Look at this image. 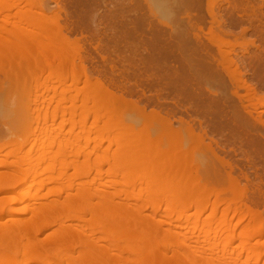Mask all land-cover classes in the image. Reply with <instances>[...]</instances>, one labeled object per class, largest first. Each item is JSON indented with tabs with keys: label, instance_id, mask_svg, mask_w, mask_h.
Masks as SVG:
<instances>
[{
	"label": "rangeland",
	"instance_id": "rangeland-1",
	"mask_svg": "<svg viewBox=\"0 0 264 264\" xmlns=\"http://www.w3.org/2000/svg\"><path fill=\"white\" fill-rule=\"evenodd\" d=\"M3 1L4 0H0V7H1V5L4 6L6 4V5H8V8H11V10H7L6 9L7 7H5V9H4L5 11L4 10L0 11L1 12L0 13V27H1L0 28V43L4 39L6 41L7 40L6 38H9L11 35L10 40L12 39L11 42L12 43L14 42V44L16 43L15 44L16 46L14 47V44H12V47H8L4 43L0 44V52H1V50H2V52L4 50L8 55V56L5 55L4 54L5 52L0 53V152L2 150V152L0 154V163L3 161V163L6 162L8 165V166H6V164H5V166L0 167V173H1L0 177L2 179V177H5L6 176L5 174H7V173H9L10 175L14 174L15 176L13 175V177H10L12 179L8 178L10 180V183H8L9 185H7V186L3 185V187L2 186L0 187V197L1 196L2 197L6 196V197H10V198L12 197V198H15L16 201L14 203L11 202L9 204L5 203L7 205V206L4 205L5 208L2 207V204L4 201H1L2 204L0 203V220L3 222V220H4L3 218H5V217H9L12 220L13 219H15V220H13L12 222H6L5 224L0 223V225L16 226V225L23 224V225H26L31 230V233L28 229V231H29L28 233H30V236L22 234L21 235V241L18 244H13L12 246H10L9 252H7L5 254L0 253V264H47V263L49 264L51 261L53 262V260H55L57 262V263L54 262L53 264H76V263L77 264H83V263L85 264V262H83V260H87V259L90 260L91 258H94V257H92L93 255H95V257L97 258V263H99V264H124L121 262H125V264H140L139 263L140 259H143L142 261L146 260L145 262H147V260L150 262V260L153 259L154 256L155 257L159 256L156 258V260H158V261L160 259V256H163V257L165 256V258H167L169 260L172 258L174 260L177 256H178V258H176V259H179V258L184 259V258H186L187 253H189L191 249H195L194 251H197V252L201 251L202 253L199 252L198 255L201 254L200 256H203L205 254L207 256L206 257L204 255L205 259L206 258L208 259V256L210 257L209 261H207L205 264H219V261L221 258L220 255L222 254L219 251L223 252L225 247H227L229 250L228 256L232 255V256H230L231 259L227 258L230 260L231 263H232V260L234 259L233 261L237 262V264H243L249 260H250L249 261L250 264H255V261H257L259 259V264H264V229L262 230L263 231L262 232L258 228V230L261 232L260 233L257 232L258 230L256 229L255 222L253 220L254 212L259 211L260 213H262L264 215V213H263L264 212V208H263L264 207V183H263L264 182V134H263L264 133V127H263L264 126L263 125L264 124V121H263L264 120V106H262L264 103L263 99H262V98H264V93H263L264 92V79H262V78H264V70H262V68H261V67H263V69H264V7L261 6L263 9L258 8L260 6V3L264 2V0H255V2H254V0L252 1L253 4L259 5L257 8H256V6H254L255 8H253L254 11H255V9L257 11V9H258L257 12H254L253 10L250 11L249 10V8L251 9L250 6L245 7V11H242L244 9L241 8L240 11L242 13H240V14L245 15L244 18L239 19L238 16L234 15L237 19H239V20L242 19L241 23L239 20H238L239 21L238 22L237 20H235V17H233L232 20H234V21L230 24L228 22H231L230 19L232 18V15H231V13H228V11L231 8L228 6V4L226 2H224V3L221 2L222 6H223V7H221L223 10V15L224 14L226 15V16L224 15L225 16L224 18L227 17L226 19H228L229 14L231 15L228 22H227L229 25V26H227V28L229 27L228 29L233 30L234 33H236L235 34L236 37L238 39H240V40H238L236 37L234 39L232 37H228V40L231 39V42L233 44H236L235 46L238 45L236 48L233 49V50L236 49V51L232 52V58L236 59V61L238 63L237 67L242 64V66H240L242 68L236 67V70L239 72V74H242V72L244 74L243 77H245V78L242 77L243 83H241V85H240V86H242V88L243 87L244 88L243 89L241 88L239 93L242 97L244 95H246L243 97L244 103L242 104V102H240L236 96L234 97V95H235L234 93H237V90H236V88L234 89L233 84L230 83L231 80L227 77L228 76L227 74L225 75V73H222L219 76L217 75L216 77L214 75H211V74H209L210 76L206 74L207 75V76H205L206 78H203V79H207L208 82H207V80H203V81L201 80L203 84H205L204 81L207 82L206 83L207 85L206 84L203 85L204 86L203 88L201 86L202 92L206 90L204 93V95H205L204 97H206V93L208 91H209L208 93H211V95H212V96H210L207 93V95L209 96V97L208 96L207 97L210 99H211V97L213 99V96H215V94L220 93L219 95L217 94L218 97L216 96L217 97L216 99H218L219 96H221L219 98L220 100L215 99V101H218L217 103H219L220 105L222 104V102L225 104V106L221 105L222 107L224 106L222 110L219 108V106L217 104H216L217 106L212 105L214 103V100L211 103L212 99L210 100L208 98H205L206 100L204 99V101L209 100L207 103H205L202 100V98H204L203 96H200L202 101L200 100L199 97H196V100L204 102L203 105L206 104V106H204V107H206V109L208 107H210L207 110H205V108L203 107L201 102L200 103L197 101L195 102L194 98L193 99L190 98V97L195 96L194 95L195 93H192L193 96L189 95L191 90L192 89L195 90L196 88H199L198 87L199 86L198 85L199 80L198 79L196 80L195 77H194V79L197 81L196 84L198 85L195 88H193L194 87L193 85L195 84L194 80H193V82H194L193 85H190L192 83L191 79H193V77H191L190 78L191 81L188 80V82L185 81L186 80L185 75H184L185 80L183 79L186 82V83H184V85L189 84L192 89L189 88V86H187L189 88L188 89L187 87H185L186 85L183 86V84L181 83V82H183V80H181V79L183 78V74H184L181 71V68H183V69H184V67L188 68L187 64H183L184 59H185V57H188V56H190V58L191 57L194 58L195 54L193 52H195L196 47H197L196 44L193 43V41L191 39L192 34L188 35L189 33L186 32L189 30V28H188L189 25H187L185 22V24L187 25L186 26L184 24V22L179 21L182 18H183L182 20H185V21L188 20L187 14L183 16V13H182V12L186 13L187 9H184L186 11H182L179 14V15L182 14V17H180V16L177 17L178 20L177 19L176 20L179 21V23L180 22L182 23V24L180 23L182 25V27H181V25L179 26V28L177 27L179 29L178 30V29H176V26H174L176 31L173 28L172 29L175 32H173L171 30L170 25H168V26L163 25V24L160 25L159 20L157 19V16L156 15L154 16V14L152 13V10L157 11L158 9H162V8H166V7L168 9L169 8L173 9L176 6V4H174V2L171 0L167 1L166 4L164 3L162 5L160 3H158L160 0H5L6 2H3ZM8 2H9V4H7ZM21 2H22V4H21ZM157 3H158V6H157ZM11 4L13 6H11ZM14 4L15 5L17 4V6H14ZM262 5H264V3ZM9 6H11V7H9ZM204 6H205V4H204ZM227 7H229V8H227ZM1 8H4V7H1ZM1 8H0V10H2ZM189 8L190 7H188V10H190ZM260 9L262 10V12ZM204 10L203 11L206 14L203 12V15L205 14L207 16L206 9H204ZM37 12H39L40 14ZM191 12H194V10L193 11L191 10ZM226 12H227V14H226ZM229 12H231V10ZM247 12H249V14ZM28 13L30 14V16ZM149 14H152V15H149ZM188 14L191 15L192 13H190V11H189ZM193 14H196V12H194ZM254 14H255V16H253V18L255 17L256 19L252 20L253 18H250V17ZM256 14H258V15H256ZM248 15H249V17H248ZM185 16H187V20H186ZM19 17H21V18H19ZM179 17L181 19H179ZM257 18H259V20ZM6 19L8 20V22ZM47 19H48V21H47ZM52 19H54L53 20L54 23L51 21ZM245 19H247V20H245ZM208 20H209V18H208ZM248 20H249V23H248ZM6 23H8V24H6ZM37 23H38V25H37ZM15 24H17V25H15ZM46 25L47 26L49 25L50 27H57V28L60 27L62 29L61 30L62 31L61 36H59V37L57 36V38H53L51 36H48L50 34H48V33L46 34L44 32V30L39 28V26L45 27ZM156 25H157V27H156ZM13 26H14V28H13ZM15 26H17V28ZM164 26H166V27H164ZM171 26L173 27V25H171ZM194 26L196 28L190 27L189 32H192L191 30L194 28L196 30H198V28H199V27H197L198 25L194 24ZM64 27H66V28H64ZM159 27H160L159 30L160 31L162 30L161 32H163L164 30L166 31V33L164 31L163 34L164 35L167 34V36L161 35L162 37H165V38L167 37V40L164 38L166 42L164 41V39H162L161 36H159L160 38H157L158 40L156 38H154V39H156L155 40L156 42H154L153 41L154 39H152V37H157L155 35V33H156V31H159L158 30ZM186 27H187V29H186ZM232 27H233V29H232ZM246 27H249V28H246ZM153 28H156L157 30L156 29L152 30ZM244 29H246L244 31L245 34L242 32ZM169 30H171L172 32ZM151 31H153V32H151ZM154 31H155V33H154ZM178 31H180L179 35L181 34V36L178 37V38H180L179 40L174 38L175 37L174 35H177ZM184 31H185V33H184ZM169 32L171 34H169ZM257 33L259 35H257ZM7 34H9V35H7ZM168 34H169V36H168ZM185 34H187V36ZM66 35H67V37H66ZM182 35L183 36L185 35V37L183 38ZM171 36H173V37H171ZM149 37H151V39H149ZM187 37H189L190 40L192 41V42L190 41L191 46H188L189 45V41H188L189 38H187ZM168 38H170V39L173 38V39H171V40H173V43H174V39H176V41L174 43V44H176V46H178L177 44H179L180 46L182 45L183 47H184V45H185V47L187 46L186 48L189 47L185 51L187 53H185V52H184L185 54L183 53V55H186L183 57V59H182L181 53H179V51H177L178 49L176 51H174V48H176V47L174 46V44L171 42L170 39H169L170 41L168 40ZM29 39L32 40V43ZM185 39H187V40H185ZM235 39H236V41H235ZM53 41H55V42H53ZM178 41H179V43H177ZM38 42H40V43L38 44ZM150 42L152 43L153 46H150V44H151ZM185 42H188V43H185ZM67 43H69V44H67ZM253 43H255V44H253ZM46 44H48V45H46ZM96 44L99 45V47L101 48V49L99 48L98 51H97V49L94 48V45H96ZM162 44H165V45L163 46ZM186 44H188V45H186ZM28 45L30 46V48L27 49V47H29ZM31 45H32V47H31ZM39 45H41L42 47L44 46V47L42 48ZM56 45L58 47H56ZM61 45H62V47H61ZM155 45H157V46H155ZM194 45H195V47H194L195 50L193 49ZM54 46L56 49L58 48L57 50L59 52L56 49H53ZM255 46H257L258 48ZM17 48L18 49L20 48V49L18 50ZM62 48H63L62 51L64 53L67 52V49L69 50L67 52V54L68 53L70 54L72 52V54H70V55H73L77 51H78V53H80V55L76 53L77 54L75 56L76 58L73 57L74 61L73 60H72L73 62L71 61L72 65L70 64V62L69 63L67 62L68 63L67 64L64 61H62V62L58 61L57 60L58 57H56V56L53 57L54 52H55V54L59 53V55H60ZM152 48H153V50H152ZM30 49L31 50L33 49V50L31 51ZM46 49L48 52H50L52 50L53 53H49V54L47 53V56H46V53H45L46 51L44 53L42 52ZM154 49L155 50L157 49V50L155 51ZM26 50L28 53H26ZM187 50L189 51V53ZM190 50L192 52H190ZM31 52H32V55H31ZM177 52L181 56H178L179 54L177 55L176 54ZM38 53L39 54L40 53L45 54V57L42 58V61H44V63L51 64L50 67L47 64H46V67L44 66V68L40 67V65L38 66V64H40L39 62H41V64H43L41 59H40L41 57L40 58L38 57L39 60L36 59L37 58L36 56ZM159 53H161V54H159ZM233 53H235L236 55L235 54L233 55ZM39 54H38V56H39ZM100 54H103L104 56L103 55L101 56ZM187 54H189V55L187 56ZM61 55L63 56V53ZM150 55H151L152 59H151ZM261 55H263V56H261ZM25 56H26V58H28V56H33V59L31 57L30 58L32 59L31 61L32 62L34 61V62L33 63L31 62L27 66V63L24 62V60L26 61V59L24 58ZM50 56L52 57V60H54V62L51 61ZM233 56H236V57H233ZM179 57L181 58V61H183L182 64L185 66H183V65H182L183 67L180 66L179 63H181V62H180ZM22 58L24 59L23 62H22ZM44 58L46 61H47L46 58H48L49 59L48 62H46L44 60ZM193 58L189 59V57H188V58H186V60H188V59L192 60ZM1 60L3 62H1ZM12 61L14 64L11 63ZM27 61H29V60H27ZM142 61H144V62H142ZM254 61H256L258 63L256 64V63H254ZM19 62L20 63L22 62L23 63L22 65H24V67L21 66V64ZM49 62H51V63H49ZM59 62L62 64L65 63L64 66L58 65V64H60ZM244 62H245V64H244ZM134 63H135V65H134ZM143 63H145V65ZM175 63H176V65H175ZM246 63H247V65H246ZM6 64L8 65V67ZM66 64H67V70L65 68L64 71H66V72H64L62 70V68L66 67ZM82 64L87 69L86 71H83ZM1 65H3V66H1ZM18 65L20 67H22V69ZM111 66H113V68ZM144 66L146 67L145 68L146 70L144 69ZM248 66H249V69H248ZM10 67H11V69H13V72H11L12 70L10 69ZM26 67H27V69H26ZM71 67L74 68L75 70H73ZM7 68L10 70H8ZM6 69L8 71H6ZM14 69L16 71H14ZM18 69H19V73H18ZM24 69H26V70H24ZM44 69H46V70L44 72H42L41 70H44ZM55 69H56V72H54ZM140 69H142L143 71ZM256 69H259V70H256ZM191 70L192 69H190V71H189L187 69V70H185V71L183 70V71L186 73L187 71L192 72ZM21 71L26 77L21 73ZM73 71L76 75L73 73ZM193 72L191 74L189 73L190 74L189 76H192ZM234 72H235V68L233 69L232 73H234ZM6 73H8L9 76ZM62 73H64L65 75ZM66 73H67V75H66ZM175 73H177V74H175ZM181 73H182V77H181ZM188 73H186V74H188ZM257 73H258V75H257ZM19 74H21V76H19ZM86 74H88V75H86ZM71 75L74 76V78ZM85 75L87 77L90 76L91 80H94V82L95 81L96 82L102 81L104 83H108V84L112 85L111 89H113L112 91L115 93V95H113L114 93L112 94L113 95V101H114L112 103V105L115 106L114 108L112 107L111 102H110L112 99V96L111 97L109 96V98H111V99L106 98V97H108V95L103 91L101 92V90L100 91L98 90L99 93L101 92V96H100V94L98 95L97 103H95L96 101H94V99L92 100L91 97L90 98L85 97V95H86L85 92L87 90L90 92L94 89V88L91 89V87H90L89 88L90 90H89L87 88L89 86H87L88 84L86 83V79H85L87 77H85ZM174 75H176V76H174ZM261 75H262V77H261ZM64 76H67L68 78L64 77ZM164 76H166L165 77L166 82H165ZM179 76L181 77V79L179 78ZM193 76H194V74H193ZM176 77L179 78L181 80V82ZM97 78L98 79L100 78V79L98 80ZM170 78H172V79H170ZM173 78H174V81L176 79V82L177 81L178 82L174 83ZM17 79L21 80V81H18ZM187 79H189V78H187ZM228 79L230 80V82L228 81ZM261 79H262V81H261ZM64 80H65V82H64ZM222 81L224 82V84H227V83H225L226 81L230 83V84L229 83L227 84V85H229L228 87H227V85H225L226 89L224 88V86L221 87V85H223ZM53 82L56 84H54ZM245 82L247 83L246 85H244ZM120 83H121V85L119 87ZM167 83L170 86H168ZM173 83L177 84V87L179 86L178 83H180V84H182V87L180 86L181 88L180 87L177 88ZM220 83H222V84H220ZM196 84H195V86H196ZM137 85H138V87H137ZM115 86H117V87H115ZM251 86H254V87L251 88ZM245 87H247L248 90L251 88L250 93L252 95L251 94L247 95V93H249V92H248L247 88H245ZM186 88L188 89V91L190 90V92L184 91V89L186 90ZM204 88H205V90H204ZM54 89L57 91L56 93L54 91H52ZM114 89H116V90H114ZM121 89H122V91H121ZM176 89L177 90L182 89L185 94L182 92L183 93V95H182V93L179 91L177 92ZM228 89H230V90H228ZM252 89H254V91H251ZM256 89L258 90V92ZM115 91H118V92H115ZM195 91H197V90H195ZM195 91H193V92H195ZM62 92L66 93V94H63ZM104 93H105L106 97L104 96ZM158 93L160 96L159 95L157 96ZM253 93L255 95L256 94L257 95L253 96L254 95ZM120 94L122 97L120 96L121 97V99H120V97L118 96V100H117L116 95H120ZM232 94H234V95L232 96ZM185 95H187L186 98L183 97ZM222 95H224L226 97L223 98ZM228 95H229V97H227ZM70 96L76 97V98L71 97L74 101H72ZM261 96H263V97H261ZM145 98H146V100H145ZM164 98H166V99H164ZM174 98L175 99L177 98V99L175 100ZM251 98H252V100H251ZM253 98H254V100H253ZM256 98H258L259 100H256ZM114 99H116V100H114ZM188 99L190 101L192 99V101L194 103L192 101L190 102ZM245 99H246V101H245ZM120 100H121V102H120ZM153 101H155V102L153 103ZM226 101H228V102H226ZM108 102H109L108 107H112L113 109H115V111L110 112V110H109L110 108H107L110 112L109 115H107L108 110H106V111L101 110V108L102 107L104 108L105 104ZM180 102L184 105H182ZM247 102L251 103V104H248ZM196 103H199L198 104L199 106H197ZM96 104H97V106L100 104H101V106L102 105L103 106L102 107L98 106V107H100V108H98L96 106ZM192 104H193V106H192ZM208 104H209V106H208ZM245 104H247V105H245ZM57 105H58V107H57ZM200 105H201V108L202 107L204 108V110H202L203 109L202 108L201 111H206L208 113L207 115L209 117L205 114L206 112H203L204 115H206L205 117L203 114L199 115L200 114L199 113L200 112ZM228 105L230 106V108H228L229 107ZM251 105H253V107ZM176 106H179V107H176ZM211 106H213V107H211ZM245 106H247L248 108ZM96 107H97V110H96ZM143 107H145V108H143ZM156 107H158L157 110L154 109ZM193 107H195V108L199 107V109H198L199 111L197 112L196 116L198 117V115H199V117L203 119V120L200 119L203 121V127L208 128V133H209L210 137H213L212 141L214 140L213 142L217 145V147H216V145L214 143H212L211 146L213 147V149H211V150H213L214 152H217V155L220 154L219 156L221 158H223V159L225 158L226 161L230 162V166L231 167L233 166L232 168L235 171L232 173V175L236 176V177H233V179L236 178L237 181L239 180L237 183L240 186L238 184L237 185L239 186V188L245 189V191L240 189V192L242 191L240 193V196L242 197V195H241L242 193H244L243 196H245L241 200H239V199L234 200L233 195H231V197H229L230 195H228L226 197L232 199V201H229L230 199L229 200L226 199V197L224 195L220 194V196H219V194H217L218 197L220 198L219 199L218 197L216 198V196H217L216 193H214L212 195L208 194V196H207V193H200L204 196H202V195L200 196V194H198V193L197 194L193 193V195L189 194L186 196L185 195L181 196V194H178L175 190H172V189H174V187L178 186L176 184L181 181V180H179V178L180 179L182 178L181 175L183 172H181V175L179 174L180 177L177 175L178 179H175L176 174H174V176H175L174 178L171 177V175L173 173L170 175L171 169H173V167L171 169H169L170 172L168 170L169 166L171 167V165H169L168 168H167V165H166V167L163 166L167 170L165 168H163L162 166H160V168L162 167L163 169L161 168V170L159 172V168H158L159 165L156 167V165L153 164L154 162H157L158 160H162L161 159L162 156L160 157L161 151L163 149H165L164 151L166 152V150L168 148L166 145V143H167L166 140L169 138L168 137L169 134L167 131L168 127L166 125L170 124L169 120L172 119L170 121H172L171 123H173V125L175 126V127L172 126V130H173V128H175L174 134H176V133L179 134L181 132L179 135L182 136L183 140H184V147H183L185 149L184 151L185 152L187 151V153H188L190 150V152L188 154L190 155V157L192 155H194L193 157H194V160L196 161V164L199 163V162L197 163V160H196V159H198V161H200V163H202V164H198V165H201V167H203V168L206 167V165L214 164L215 163L214 161H216V164L218 165V162H217L216 158L214 157L215 156L214 152L211 151L214 155L213 156L211 154V152H209V150L207 151V149H210V148H207L204 144H201V147H200V144H199L200 141L196 137L195 138L189 137L190 134L188 132L185 134L187 127L185 125H184L185 127L183 125L180 126V124L178 122H175L177 120L179 121V119H181L180 117L185 119V117L187 116L189 118V115H187V114H189V112H190V119H188L187 117H186V119L189 120L190 122L195 121L194 124L196 123V125L198 124L197 126H199V121H198V119H195L196 116L194 115V113L196 114V112L192 111ZM214 107L220 109L219 111H223V110L226 111L227 110L226 112H227V114H229L228 116L226 115V117H229V118H226L227 122L225 120V114H224L226 112L223 111L224 113L222 116L221 115L222 113H220L218 111V109L215 111ZM232 107H234V108H232ZM56 108L58 110H56ZM152 108H153V114L151 112L152 115H150L149 110L151 109V111H152ZM159 108H160V110H159ZM174 108L176 109V112H175ZM195 108H193V110L196 111ZM250 108H252L253 110ZM117 109H118V113H117ZM169 109L171 110L172 113H170ZM213 109H214V111H212ZM154 110L159 111L160 116L164 113L162 115L163 117L159 118V115H157L158 112H156L157 113L156 114V113H154ZM190 110L192 111V113ZM161 111H162V113H161ZM228 111H229V113H228ZM242 111H244V112H242ZM27 112L30 113L29 117L27 115L28 114ZM112 112H115V114L112 115ZM233 112H234V115L236 116V120H239L240 117L242 118V116L245 115V116H243L242 122H241V119L239 120L240 123L244 122V124H245L244 126H242L240 124L242 126L241 127L239 125L241 128L238 126L239 123L237 124V126L239 128L236 126V121L233 120L235 118H233V117L231 118V115L233 114ZM237 112H239V113H237ZM250 112H252L251 115H250ZM254 112H256V113H254ZM258 112H259V114H258ZM260 112H262V116L260 115L261 114ZM97 113H98V115H97ZM105 113H107V114H105ZM165 113H167V114H165ZM218 113H220V115ZM245 113L248 115H246ZM168 114H170L171 116H169ZM209 114H211L213 117L210 116ZM213 114H216V116H214ZM104 115H105V117H104ZM106 115L108 116V118ZM164 115L166 118L164 117ZM172 115H174V116H172ZM47 116H48V120L44 121ZM55 116H56V119H53V120H55V122H53L51 118H55ZM109 116L111 118H109ZM192 116H195V117L192 118ZM237 116H239V117H237ZM43 117H44V119H43ZM113 117H114V121H113ZM259 117H261V120L259 119ZM248 118H252V119L254 118L255 121L254 120L252 121V119H251L252 122H250V120ZM110 119L114 123L112 121L111 122L108 121ZM229 119H232V121H234V123L232 121L231 122L234 124L235 128L236 127L238 128V129L236 128V130L238 132L240 129L239 133L237 131H236L237 134L233 133V131L235 132V130H234L235 128H232V125H231V127L229 125L230 128L228 127L230 130L227 129L226 127H225L226 130L221 129L223 127L220 128L219 126L222 124H217L219 126L215 128V126H216L215 124L218 122L220 123L222 120H224L226 122V123H224L226 125L228 123H231ZM244 119H247L249 121H247V120L244 121ZM196 120L198 122H196ZM117 121H118V123H117ZM162 121H165V122H162ZM212 121H214V122H212ZM239 121H237V122H239ZM108 122L110 125L108 124ZM209 122L211 123V125ZM213 123H215V124L212 126ZM248 124H251V125H248ZM252 125H253V127H252ZM165 127H167V129ZM177 127L179 129L176 130ZM210 127L212 128V130ZM248 127H249V132H248ZM250 127H252L253 129ZM31 128H33L32 131L34 130V133L30 135L31 136V138H30L29 136H27L29 134L26 135V133H28L27 130H29V129L31 131ZM214 128L215 129L218 128V129L213 130ZM241 129H243V132L245 131V129H246V131L243 133V132H241L242 131ZM252 130L254 132H252ZM131 131H132V133H131ZM214 131H216V132H214ZM255 131H256V133H255ZM170 132L172 133L173 131H170ZM136 133H138V135H136ZM158 133L161 134V136H163V134H165L163 136L164 137L163 141L164 142L166 141V143H164L163 141L162 142L166 146H164L162 148V150L159 152V154H160L159 156H157V157L155 156V159H154V155H156V154L155 153L152 154L151 159H150L151 164L149 163L148 165H144L142 167H139V166L137 167V165L132 163L134 161H131V163H130V161H129V163L127 161L124 162V160H123L124 155H122L123 154L122 151H124V153H126L127 148L131 149V146L130 147H127V146H129V144L131 143L130 141H133L131 139H135V140L137 139L135 136H133L134 134L136 136H138V138H139L140 134H141L140 136H142V138L147 134L149 139H151L154 135L159 136ZM171 133H170V135H171L170 137L172 139H174L172 137L173 134H171ZM231 133H232V135H231ZM147 135H146V137H147ZM149 135L151 136V138ZM179 135H177V136L173 135V136H176L177 138L176 137L175 138L179 140V138H178V137H180ZM186 135L189 137V139ZM132 136L135 138H133ZM165 136H167V137H165ZM154 137L152 139L157 138V137H155V138ZM76 138L78 140H81L80 141L81 143H77L79 148L78 147L76 148V146H75L76 142L73 141V140H77ZM147 138H145V139H147ZM191 138L193 139L194 142L193 141L191 142V140H192ZM176 139L170 141V138H169L168 140L170 142H172V141L174 142V141H176ZM70 140L73 141L75 144L73 146L72 153L70 151V153H69L70 155L68 154V156L65 157L63 153L59 152V151H61V149H59V147L61 145L67 144L66 142L70 141ZM139 140L140 139H138V141L136 140L137 144H138V142L143 141V140H141V141H139ZM206 140L208 141V142H206V144L211 142V141H209L208 138ZM169 141H168V146H169L168 149H171L175 145H172L173 142L170 143ZM57 142H58V144H57ZM63 142H64V144H63ZM134 142H132V143H134ZM125 143H127V144L124 145ZM136 143H134V144H136ZM170 144H171V146H170ZM80 146L82 148H80ZM49 147L53 148V149H50ZM124 147H125V149H124ZM220 147H221V149H219ZM17 149H19L18 153H17ZM186 149H188V150H186ZM204 151H206V152H204ZM61 152H64V151H61ZM165 152H164V155L169 151H167L166 153ZM14 153H16V154H14ZM64 153H67V151H65ZM156 153L158 155V152H156ZM10 154H11V156H10ZM188 154L185 153V155L189 156ZM121 155H122V158H121ZM86 156L88 157L87 159H86ZM184 157L182 158L184 160H181L182 162L183 161L185 162L186 161L185 159H187V160L189 159V157H187V158L186 157L184 158ZM164 158H167L169 160L172 159L171 156H170L171 159L169 157H164ZM181 161H180V164H181ZM210 161H211V163H210ZM180 164H177L178 167L180 166ZM227 164H229V163H227ZM174 165H176V164H174ZM174 165H172V166H174ZM177 165L174 167L178 168ZM185 165L187 167H185ZM195 166L196 165H194V167H188L187 162L184 165L182 164V169L185 168L187 170V168H189L188 169L189 172H187V173L184 172L185 175L187 174L183 178L184 183H186V182L188 183V179L191 180V179H194L196 177L195 176L196 172L194 174V172L192 171V170H195L194 169ZM212 166H210V167H212ZM8 167H10V169ZM135 167L137 169V170L136 169L135 170L138 172V174L135 173V170H134ZM229 167H227V169ZM96 168H97V171H96ZM122 168H123V170H122ZM154 168H156V169L158 168L157 169L158 171H156V169H154ZM190 168H193V169L190 170ZM100 169L103 171H100ZM127 169L130 170L127 172H131L133 170L134 173L131 172V174H132V176L134 174L135 175L133 177L131 175L128 176L129 174L124 175V174H126L124 172H126ZM185 169L181 170V171H186ZM227 169H226V171H224L222 169V173L224 172L226 174ZM119 170L121 172L124 171L123 174L119 173L120 172ZM4 171H5V173L3 174ZM116 171L117 172L119 171V172L117 173ZM191 171L193 174L192 177H190L192 175ZM95 172H98V174ZM172 172H173V170H172ZM115 173H117V174H115ZM165 173L169 176H167ZM224 175H223V177L225 178L226 175L225 176ZM124 179H126V180H124ZM127 180H128V183L130 182V180H131V182L133 180V183L135 182L134 184H136V186L126 185ZM12 181H14V182H12ZM122 181L124 182V184H122V185H118V184L116 185V183H115V182H122ZM183 181H181L182 183H179V185H182ZM260 181L262 183L258 184ZM226 182H227V177H226ZM84 183L93 184V187H92L93 189L92 188L91 189L94 190V192H97L98 190H103L105 192L108 191L111 193V191H112V193L118 194L123 199H125V198L127 199L130 197L134 198V199L141 198L140 202H129L128 199L125 200V202L123 201L124 203L117 202V204H115L116 207L114 205L109 204V209L111 210V214L116 215L118 207H121L123 204H126L127 202H128V204H132L134 206L133 208H134L135 213H133L134 216L130 217L129 219L132 222V226H134V227L137 224H138L137 227L139 225H141V224H139L142 222L141 220H143L145 222L146 220L148 221L149 219L150 220L153 219V221H150L152 223L150 225L151 226L154 225V226L151 227L149 225V226H146L145 228L148 229L150 227L151 228L156 227L152 230V231L155 230V232H154L155 236L153 235L154 236V238H153L152 236H150L151 233L149 234L150 237H148L149 241H147L148 245L146 246V248H145L146 243H144V245L142 244L143 249H142V247H141V249L139 248L140 246L138 244H140V243H137V242H142V241H139L138 239H134V240L129 239L130 240V241L128 240L129 242L127 240H125V241H127L126 243L124 241L120 244H117V246H115L113 244L115 247H112V245L110 244L111 242L108 239L107 240L109 243L107 241L103 242V240H106L105 222H103L102 224H95L92 221L90 211L88 209H86L85 207L82 208L79 212L74 213L73 216L71 217V219H68V217L66 218L67 215L66 216L64 215L63 216L64 219L62 218V219H59L55 222L50 220L49 215H52V207L60 209V211L62 213L66 212L65 211L66 208H64L65 207L64 204H66L68 198L71 195H75V194L79 193V191L81 189L80 186H82ZM167 185H170V187L172 186V188L168 187ZM212 185L213 184H209V187ZM90 186H92V185H90ZM125 186H127V187H125ZM216 186H212V187H216ZM238 191H239V189H238ZM228 193H229V191H228ZM179 195H180V197H182V199L179 197ZM195 196H197V197H195ZM222 196L225 198L221 199ZM178 198H180V199H178ZM208 198H210V199H208ZM192 200H194V202ZM223 200H225V201H223ZM258 200H260V201H258ZM187 201H189V202H187ZM5 202H6V200H5ZM96 202H98V201H96ZM258 202H259V204H258ZM196 203H201V204L197 205ZM215 203H216V205H215ZM173 206L174 207L178 206V207H176L177 210H184V212H185L184 216L185 217H182L180 219L178 217V213L173 212V210H174ZM199 206L201 208L200 212L198 210ZM205 207H206V210L204 211ZM1 208H4V209H1ZM157 209H158V211H157ZM38 211H41V214H39L40 217H37ZM174 211H176V210H174ZM251 212H253L252 216H251ZM214 213H215V215H214ZM225 214L227 217L225 216ZM212 215L217 216V219L215 217H212ZM44 216H46V217H44ZM186 217H187V219H186ZM78 218H82V219L87 218V221L86 222L85 221L79 222ZM223 218H225L227 222H231L230 223L231 228L223 227V226L220 227V225H222V221L225 220ZM132 219H134V220H132ZM197 219H199V220L197 221ZM221 219H223V220H221ZM211 220H213V221L211 222ZM137 221H139V223H137ZM147 221L143 224L148 225ZM161 221L164 222V225H163V223H161ZM207 222L211 223V227H212L211 228L212 233L208 239L206 237H203V239H202L203 235H200V237L197 239V236L199 235V233L196 234V237H193L194 238L193 240H192V237L187 236V234L189 235L193 231L194 228L199 227V230H203V228L208 227ZM35 223L42 224V229L40 230L39 234L37 235L38 240H42L43 238H45L46 235L54 236V235L58 234L59 231L63 230L65 227H69L71 229L77 228V226H79V224L82 223L83 226L85 227L84 230L87 234L96 233V236L93 237V239H94V242L97 243V250L93 251L94 254H92L91 252H87L88 254H86V252H85V254H84V252L80 246L78 247V245H77V247H76V244H78V243L75 241H74L75 242L74 243V242H72V240H70V241L68 240L67 241L68 245L63 249L55 248L51 244H48L49 242L47 241L46 243L48 244V247L46 246L45 252L43 254L44 256L45 255H47V256L46 257H39L36 259V258H34L36 255V252L30 247V245H29L30 239L28 238V237H30V238L33 237L31 227H32V224L34 225ZM197 224H198V226H197ZM192 225L193 226L196 225V226L193 227ZM160 227L164 228V230L169 229L166 233H168L170 235H171V232H170L171 230L175 233L176 232H178V233H176L177 235L173 234V236H170V237H172L171 239H169V236H168V238L166 237L163 239L162 235L159 234L158 232H156ZM161 228H160V230H161ZM179 234H180V236H179ZM184 234H185V236H184ZM159 235H161V236H159ZM108 236L110 238L112 237L111 235H108ZM253 237H254V239H253ZM198 240H199V243H197ZM204 241H205V243H204ZM244 242L248 243L247 246ZM136 244L138 247L136 246ZM132 245L139 248L140 251H143L140 254L141 258L140 257L138 259L135 258V257H137V255L134 252V250H136V249H134V247H133V249H131L130 247H132ZM170 246H171V249H170ZM227 248H225V249H227ZM128 249L131 251L133 250L131 252L132 254L130 253V251ZM156 249H158L157 252H156ZM154 251L157 254H155ZM191 251H193V250H191ZM231 253H234V254H231ZM89 255H92L91 258H88V257L86 258V256H89ZM151 256H153V257H151ZM126 257L128 258L127 261H125ZM49 258H53V260L50 261V260H48ZM120 259L122 261H119ZM64 260H66V262H64ZM89 260H87V261H89ZM48 261H50V262H48ZM153 261H155V259H153ZM161 261L162 260H160V262ZM52 262L50 264H52Z\"/></svg>",
	"mask_w": 264,
	"mask_h": 264
},
{
	"label": "bare ground",
	"instance_id": "bare-ground-1",
	"mask_svg": "<svg viewBox=\"0 0 264 264\" xmlns=\"http://www.w3.org/2000/svg\"><path fill=\"white\" fill-rule=\"evenodd\" d=\"M167 1H169V0H160L158 3H160L161 5L162 4H166V2ZM171 1H173L174 2V4H176V6L173 8V9H168L167 7L166 8H162V9H158L157 11H155V10H152V13L154 14V16L156 15L157 16V19L159 20V23H160V25L161 24H163V25H166V26H168V25H170V27H171V30L173 31V29L176 31V29H178L179 28V26L182 24L181 22H184V24H185V22H186V24L187 25H189L188 26V28H189V30H190V27L192 28V27H195L194 26V24H196V25H198L197 27H199L198 28V30H196L195 28L194 29H192L191 31L192 32H189V30L188 31H186V32H188L189 34L188 35H191L192 34V37H191V39H192V41H193V43H195L196 44V50H195V45L193 46V49L195 50V52H193L194 54H195V56H194V58L193 57H191V58H193L192 60H189V59H191L190 58V56H188L189 54H187V56L189 57V59L188 60H186V58H188V57H185V59H184V63L183 64H187V66H188V68H186V67H184V69L183 68H181V71L184 73L183 74V78L181 79V77H182V73H181V77L179 76V78L181 79V80H185V78H186V80L185 81H187L188 82V80H190V78L191 77H193V79H191L192 80V83L190 84V85H193V80L195 81V84L197 83V79L199 80V82H198V85L196 84V86H195V84L192 86L193 88H195V87H199V88H196L195 90H197V91H195L194 89H192L191 87H190V85L189 84H185L184 85V83H186L184 80H183V82H181V80L179 79V78H177V79H179V81L183 84V86H185V87H187V86H189V88H191L193 91H195V92H193L192 90H191V92H190V90L188 91V89L186 88V90L184 89V91H187V92H190L189 93V95L190 96H193V94L192 93H195L194 95L195 96H193V97H190V98H194V101L196 102H201L202 100L204 101V99L205 98H208L209 96L207 95V93L209 92H207L206 93V97H204L205 95H204V93H205V88H204V90L205 91H203L202 92V88L204 87L203 85H205L207 82H208V80L207 79H203V78H206L205 76H207V75H209V74H211V75H214L215 77L218 75H220V74H222V73H225V75L227 74L228 76V78L231 80V82H230V80L228 79V81L230 82V83H232L233 84V87H234V89L236 88V90H237V93H234V94H232V96L234 95V97L236 96L237 97V99L240 101V102H242V104L244 103V96H246V95H244L243 97L240 95V89L242 88V86H240L241 85V83H243L242 82V77H243V72H242V74H239V72L236 70V67H237V61H236V59H234V58H232V52H235L236 51V49L235 50H233L234 48H236L237 46H235L236 44H233L232 42H231V39H229L228 40V37H232L233 39L236 37V33H234V31L233 30H230V29H228L227 28V26H229L228 25V23L230 24V23H232L234 20H232L233 19V17H235V16H238L239 17V19L240 18H244V16L245 15H242V14H240V13H242L241 11H240V9L241 8H243L244 10H242V11H245V7H247V6H250L251 7V9L249 8V10L251 11V10H253V8H255L254 6H256V8L259 6V5H255V4H253V0H171ZM3 2H6L5 0L3 1ZM124 2V1H123ZM221 2H226L227 4H228V6L231 8L230 10H231V12H229L228 11V13H231V15H232V18L230 19V21L231 22H228V20H229V18H230V14H229V18L228 19H226V18H224L225 16L223 15V10H222V8L221 7H223L222 6V4H221ZM249 2V3H248ZM254 2H255V0H254ZM260 2V1H259ZM158 3H157V6H158ZM264 2H262V3H260V6L258 7V8H262V7H264V5H262ZM3 4V3H2ZM7 4H9V2L7 3ZM21 4H22V2H21ZM204 4H205V6H204ZM257 4V3H256ZM6 5V4H5ZM2 6L1 5V7H4V8H1L2 10H0V11H3L4 9H5V7H7L6 9L7 10H11V8H8V5H6V6ZM11 6H13L12 4H11ZM11 6H9V7H11ZM14 6H17V4L15 5L14 4ZM262 6V7H261ZM142 7V6H141ZM144 7V6H143ZM188 7H190L189 9L190 10H188ZM205 7V8H204ZM229 7H227V8H229ZM192 8V9H191ZM206 9V12H207V16L205 15L206 13L204 12L205 10L204 9ZM226 8V9H227ZM184 9H187V11L186 10H184ZM263 9V8H262ZM191 10L193 11L194 10V12H196V14H193L194 12H191ZM204 10V11H203ZM261 10V9H260ZM259 10V11H260ZM5 11V10H4ZM18 11V10H17ZM182 11H186V13H184V12H182ZM190 11V13H192L191 15H189L188 14V12ZM227 11V10H226ZM254 11V10H253ZM252 11V12H253ZM257 11H258V9H257ZM256 11V9H255V11L254 12H257ZM32 12V11H31ZM183 13V16L184 15H186L187 14V16H188V20H187V16H185L186 17V20L187 21H185V20H182L180 17H182V14L181 15H179L180 13ZM203 12L205 13L204 15H203ZM261 12H262V10H261ZM1 13V12H0ZM37 13H39V12H37ZM246 13V12H245ZM248 14H249V12H247ZM29 14V13H28ZM40 14V13H39ZM226 14H227V12H226ZM149 15H152V14H149ZM235 15V16H234ZM256 15H258V14H256ZM18 16V15H17ZM29 16H30V14H29ZM178 16H180L179 17V19H181V20H179V21H181L180 23H179V21H177L178 19H177V17ZM253 16H255V14L254 15H252L250 18H253ZM261 16V15H260ZM8 17V16H7ZM184 17V18H185ZM248 17H249V15H248ZM19 18H21V17H19ZM156 18V17H155ZM208 18H209V20H208ZM2 19V18H1ZM55 19V18H54ZM54 19H52L51 21L53 22V20ZM151 19V18H150ZM177 19V20H176ZM239 19H237L236 17H235V20H239ZM241 19V20H242ZM254 19H256L255 17L252 19V20H254ZM258 20H259V18H257ZM7 20V19H6ZM50 20V19H49ZM241 20H239L240 21V23H241ZM245 20H247V19H245ZM244 20V21H245ZM251 20V21H252ZM20 21V20H19ZM47 21H48V19H47ZM56 21V20H55ZM238 21V22H239ZM7 22H8V20H7ZM38 22V21H37ZM46 22V21H45ZM151 22V21H150ZM194 22V23H193ZM228 22V23H227ZM237 22V23H238ZM15 23V22H14ZM19 23V22H18ZM54 23V22H53ZM152 23V22H151ZM156 23V22H155ZM235 23V22H234ZM248 23H249V20H248ZM251 23V22H250ZM6 24H8V23H6ZM36 24V23H35ZM34 24V25H35ZM154 24V23H153ZM157 24V23H156ZM185 24V25H186ZM227 24V25H226ZM236 24V23H235ZM15 25H17V24H15ZM37 25H38V23H37ZM41 25V24H40ZM45 25V24H44ZM159 25V24H158ZM159 25V26H160ZM171 25H173V27L171 26ZM186 25V26H187ZM192 25V26H191ZM234 25V24H233ZM36 26V25H35ZM47 26V25H46ZM42 27V26H39V28H41L42 30H44V32L47 34H50V35H48V36H51V37H53V38H57V36L59 37V36H61V28L59 29V28H57V27H50L49 25V27L47 26V27ZM58 26V25H57ZM166 26H164V27H166ZM174 26H176V29H175V27ZM236 26V25H235ZM16 28H17V26H15ZM154 27V26H153ZM156 27H157V25H156ZM178 27V28H177ZM181 27H182V25H181ZM234 27V26H233ZM233 27H232V29H233ZM252 27V26H251ZM1 28V27H0ZM13 28H14V26H13ZM38 28V29H39ZM64 28H66V27H64ZM173 28V29H172ZM246 28H249V27H246ZM253 28V27H252ZM10 29V28H9ZM8 29V30H9ZM35 29V28H34ZM154 29H156V28H153L152 30H154ZM160 29V27L158 28V30ZM163 29V28H162ZM165 29V28H164ZM169 29V28H168ZM186 29H187V27H186ZM157 30V29H156ZM171 30H169V31H171ZM179 30V29H178ZM196 30V31H195ZM246 29H244L242 32L245 34V31ZM260 30V29H259ZM6 31V30H5ZM11 31V30H10ZM9 31V32H10ZM162 31V30H161ZM160 30L159 31H156V33H155V31H154V33H155V35L157 36V37H152V39H154V38H160L159 36H163L164 34V31L163 32H161ZM171 31V32H172ZM175 31H173V32H175ZM257 31V30H256ZM12 32V31H11ZM149 32V31H148ZM147 32V33H148ZM151 32H153V31H151ZM6 33V32H5ZM34 33V32H33ZM146 33V32H145ZM144 33V34H145ZM165 33H166V31H165ZM168 33V32H167ZM179 33H180V31H178V34L177 35H174L175 37L174 38H176L177 40H179L180 38H178V37H180L181 36V34L179 35ZM184 33H185V31H184ZM240 33V32H239ZM24 34V33H23ZM63 34V33H62ZM143 34V35H144ZM169 34H171L170 32H169ZM169 34H168V36H169ZM183 34V33H182ZM238 34V33H237ZM7 35H9V34H7ZM53 35V36H52ZM153 35V34H152ZM166 36H167V34H165ZM164 35V36H165ZM179 35V36H178ZM186 36H187V34H185ZM185 35L183 36V38L185 37ZM243 35V34H242ZM257 35H259L258 33H257ZM14 36V35H13ZM150 36V35H149ZM161 36V37H162ZM245 36V35H244ZM9 37V36H8ZM10 37H11V35H10ZM10 37L9 38H6L7 40L5 41V39L3 40V41H1V43H4V44H6L8 47H12V44H14V42L12 43L11 42V40H10ZM34 37V36H33ZM66 37H67V35H66ZM171 37H173V36H171ZM241 37V36H240ZM19 38V37H18ZM41 38V37H40ZM120 38V37H119ZM165 37H162V39H164ZM187 38H189V37H187ZM237 38V37H236ZM243 38V37H242ZM149 39H151V37H149ZM156 39H154L153 41L154 42H156L155 40ZM166 40H167V37L165 38ZM165 39H164V41H165ZM170 38H168V40H169ZM171 39H173V38H171ZM170 39V40H171ZM176 39H174V43H175V41H176ZM238 39V38H237ZM30 40V39H29ZM67 40V39H66ZM158 40V39H157ZM160 40V39H159ZM169 40V41H170ZM185 40H187V39H185ZM238 40H240V39H238ZM5 41V42H4ZM31 41V43H32V40H30ZM168 41V42H169ZM189 45L188 44H186V45H188V46H191V44H190V38H189ZM191 41V42H192ZM235 41H236V39H235ZM234 41V42H235ZM244 41V40H243ZM27 42V41H26ZM29 42V41H28ZM53 42H55V41H53ZM65 42V41H64ZM78 42V41H77ZM149 42V41H148ZM152 42V41H151ZM150 42V43H151ZM166 42V41H165ZM171 42L173 43V40H171ZM181 42V41H180ZM0 43V44H1ZM40 42H38V44H39ZM66 43V42H65ZM149 43V44H150ZM173 43V44H174ZM177 43H179V41L177 42ZM184 43V42H183ZM185 43H188V42H185ZM238 43V42H237ZM16 44V43H15ZM14 44V47L16 46ZM34 44V43H33ZM37 44V45H38ZM53 44V43H52ZM60 44V43H59ZM67 44H69V43H67ZM158 44V43H157ZM253 44H255V43H253ZM10 45V46H9ZM46 45H48V44H46ZM45 45V46H46ZM72 45V44H71ZM163 46L165 45V44H162ZM178 46H176V44H174V46L176 47V48H174V51H176L177 49V51H179V53H181V55H182V59H183V57L184 56H186V55H183V53L186 51V49H188V48H186L185 47V45H184V47L181 45H179V44H177ZM193 45V44H192ZM29 46V45H28ZM40 47H42L41 45H39ZM52 46V45H51ZM75 46V45H74ZM80 46V45H79ZM103 46V45H102ZM150 46H153L152 45V43L150 44ZM155 46H157V45H155ZM159 46V45H158ZM168 46V45H167ZM251 46V45H250ZM13 47V48H14ZM31 47H32V45H31ZM44 47V46H43ZM42 47V48H43ZM50 47V46H49ZM56 47H58L57 45H56ZM61 47H62V45H61ZM60 47V48H61ZM70 47V46H69ZM178 47V48H177ZM243 47V46H242ZM255 47H257V46H255ZM22 48V47H21ZM28 48H30V46L29 47H27V49ZM53 48V47H52ZM65 48V47H64ZM76 48V47H75ZM94 48L95 49H97V51L99 50V45H94ZM151 48V47H150ZM149 48V49H150ZM258 48V47H257ZM261 48V47H260ZM7 49V48H6ZM18 49V48H17ZM20 49V48H19ZM18 49V50H19ZM35 49V48H34ZM41 49V48H40ZM48 49V48H47ZM47 49L46 50H44V51H42L43 53L45 52L46 53V56H47V53L49 54V53H53V51L51 52H48L47 51ZM53 49H56L55 48V46H54V48ZM58 49V48H57ZM56 49V50H57ZM101 49V48H100ZM103 49V48H102ZM148 49V48H147ZM158 49V48H157ZM156 49V50H157ZM163 49V48H162ZM173 49V48H172ZM192 49V48H191ZM12 50V49H11ZM10 50V51H11ZM31 50V49H30ZM33 50V49H32ZM31 50V51H32ZM50 50V49H49ZM63 50V48L61 49V52H60V55H59V53H57V54H55V52L53 53V57L54 56H56V57H58V61H64L65 63H69L70 62V64L74 61V58H76L75 56L77 55V54H79L80 55V53H78V51L76 52V53H74L73 55H70V54H72V52L68 55L67 54V52L69 51L68 49H67V52H63L62 51ZM75 50V49H74ZM78 50V49H77ZM152 50H153V48H152ZM155 50V49H154ZM155 50V51H156ZM159 50V49H158ZM193 50V51H194ZM58 51V50H57ZM65 51V50H64ZM188 51V50H187ZM3 52H5L4 50H3ZM2 52V50H1V52L0 53H3ZM23 52V51H22ZM35 52V51H34ZM40 52V51H39ZM59 52V51H58ZM159 52V51H158ZM163 52V51H162ZM190 52H192L191 50H190ZM26 53H28L27 52V50H26ZM25 53V54H26ZM63 53V56L61 55ZM104 53V52H103ZM175 53V52H174ZM178 52L176 53L177 55L179 54ZM185 53H187V52H185ZM184 53V54H185ZM188 53H189V51H188ZM5 55H7V53L5 52L4 53ZM39 54V53H38ZM38 54H37V60H39L38 59V57L41 59V61H42V58L43 57H45V54H42V53H40L39 54V56H38ZM65 54V55H64ZM67 54V55H66ZM159 54H161V53H159ZM192 54V53H191ZM235 53H233V55H234ZM27 55V54H26ZM31 55H32V52H31ZM34 55V54H33ZM41 55V56H40ZM52 55V54H51ZM59 55V56H58ZM101 56L103 55V54H100ZM180 54L178 55V56H181ZM236 55V54H235ZM8 56V55H7ZM6 56V57H7ZM23 56V55H22ZM104 56V55H103ZM238 56V55H237ZM261 56H263V55H261ZM33 59V56H28V58H26V56L24 57L25 59H26V61L22 58V62H23V60H24V62L25 63H27V66L32 62L31 60V58ZM35 57V56H34ZM74 57V58H73ZM148 57V56H147ZM150 57H151V55H150ZM149 57V58H150ZM233 57H236V56H233ZM49 58V57H48ZM48 58H46L47 59V61L45 60V58H44V60L46 61V62H48ZM50 58H51V61H53L54 62V60H52V57L50 56ZM107 58V57H106ZM180 58V57H179ZM257 58V57H256ZM4 59V58H3ZM55 59V58H54ZM105 59V58H104ZM103 59V60H104ZM147 59V58H146ZM151 59H152V57H151ZM150 59V60H151ZM260 59V58H259ZM27 60H29V61H27ZM73 60V61H72ZM243 60V59H242ZM253 60V59H252ZM21 61V60H20ZM57 61V62H58ZM72 61V62H71ZM257 61V60H256ZM256 61H254V63H258V62H256ZM262 61V60H261ZM1 62H3L2 60H1ZM20 63L21 64V66H23L24 67V65H22L23 63ZM34 62V61H33ZM32 62V63H33ZM37 62V61H36ZM63 62V63H64ZM142 62H144V61H142ZM152 62V61H151ZM157 62V61H156ZM180 62L181 63H179L180 64V66L181 67H183V66H185V65H183L182 64V62L183 61H181V58H180ZM249 62V61H248ZM252 62V61H251ZM11 63H13V61L11 62ZM40 64H38V66L40 65V67H42V68H44V66L46 67V64L50 67L51 66V64H48V63H44V61H42V63L43 64H41V62H39ZM49 63H51V62H49ZM60 63V62H59ZM64 63V64H65ZM67 63V64H68ZM130 63V62H129ZM146 63V62H145ZM145 63H143L144 65H145ZM8 64V63H7ZM6 64V65H7ZM14 64V63H13ZM58 64V63H57ZM62 63H60V64H58V65H60V66H64V64H62ZM67 64H66V67H63L62 68V70L64 71L65 70V68H66V70H67ZM133 64V63H132ZM131 64V65H132ZM148 64V63H147ZM178 64V65H179ZM244 64H245V62H244ZM17 65V64H16ZM15 65V66H16ZM72 65V64H71ZM112 65V64H111ZM134 65H135V63H134ZM175 65H176V63H175ZM183 65V66H182ZM246 65H247V63H246ZM249 65V64H248ZM1 66H3V65H1ZM19 66V65H18ZM17 66V67H18ZM53 66V65H52ZM59 66V67H60ZM82 66H83V64H82ZM81 66V67H82ZM110 66V65H109ZM114 66V65H113ZM113 66H111L112 68H113ZM154 66V65H153ZM240 66H242V64L240 65ZM240 66H238L237 68H239ZM251 66V65H250ZM7 67H8V65H7ZM16 67V68H17ZM20 67V66H19ZM58 67V68H59ZM110 67V68H111ZM131 67V66H130ZM133 67V66H132ZM136 67V66H135ZM244 67V66H243ZM246 67V66H245ZM261 67V66H260ZM21 69H22V67H20ZM72 68V67H71ZM146 67L144 66V69H145ZM155 68V67H154ZM172 68V67H171ZM180 68V67H179ZM235 68V72L234 73H232L233 72V69ZM240 68H242V67H240ZM262 68V70H264L263 69V67H261ZM3 69V68H2ZM5 69V68H4ZM8 69V68H7ZM6 69V71H8V70H10L11 69V67H10V69H8L7 70ZM26 69H27V67H26ZM26 69H24V70H26ZM40 69V68H39ZM73 70H75L74 68H72ZM116 69V68H115ZM189 70L190 71V69H192L191 71L193 72V74H194V76H193V74H192V76H189L192 72H189V71H187L186 73H188V74H186L184 71L185 70ZM248 69H249V66H248ZM12 71L11 72H13V69H11ZM46 69H44V70H41L42 72H44ZM61 70V69H60ZM87 69L83 66V71H86ZM138 70V69H137ZM140 70H142V69H140ZM139 70V71H140ZM146 70V69H145ZM153 70V69H152ZM159 70V69H158ZM184 70V71H183ZM244 70V69H243ZM242 70V71H243ZM253 70V69H252ZM256 70H259V69H256ZM14 71H16L15 69H14ZM51 71V70H50ZM62 71V72H63ZM143 71V70H142ZM170 71V70H169ZM177 71V70H176ZM180 71V70H179ZM180 71V72H181ZM254 71V70H253ZM261 71V70H260ZM24 72V71H23ZM28 72V71H27ZM26 72V73H27ZM54 72H56V69H55V71ZM64 72H66V71H64ZM71 72V71H70ZM173 72V71H172ZM179 72V73H180ZM241 72V71H240ZM249 72V71H248ZM257 72V71H256ZM255 72V73H256ZM18 73H19V69H18ZM21 73H22V71H21ZM72 73V72H71ZM73 73H74V71H73ZM86 73V72H85ZM260 73V72H259ZM6 74H8V73H6ZM23 74V73H22ZM62 74H64V73H62ZM75 74V73H74ZM158 74V73H157ZM175 74H177V73H175ZM207 74V75H206ZM253 74V73H252ZM24 75V74H23ZM56 75V74H55ZM65 75V74H64ZM66 75H67V73H66ZM76 75V74H75ZM83 75V74H82ZM86 75H88V74H86ZM85 75V77H87ZM184 75H185V78H184ZM257 75H258V73H257ZM8 76H9V74H8ZM15 76V75H14ZM19 76H21V74H19ZM25 76V75H24ZM72 76V75H71ZM172 76V75H171ZM174 76H176V75H174ZM189 76V77H188ZM210 76V75H209ZM256 76V75H255ZM26 77V76H25ZM55 77V76H54ZM58 77V76H57ZM64 77H67V76H64ZM73 78H74V76H72ZM83 77V76H82ZM165 77L166 76H164V79H165ZM194 77L196 78V80L194 79ZM261 77H262V75H261ZM260 77V78H261ZM8 78V77H7ZM15 78V77H14ZM13 78V79H14ZM21 78V77H20ZM68 78V77H67ZM76 78V77H75ZM95 78V77H94ZM187 78H189V79H187ZM222 78V77H221ZM243 78H245V77H243ZM11 79V78H10ZM86 79V83L88 84H86L87 86H89V87H87L88 89L91 87V89H93L92 91H86L85 93H86V95H85V97L86 98H92V100L94 99V101H96L95 103H97V100H98V95L100 94V96H101V92L103 91V92H105L107 95H108V97H106L105 96V93H104V96L106 97V98H108V99H111V98H109V96L111 97L112 96V99H111V105H112V103L114 102L113 101V95H115V93L112 91L113 89H111V84H108V83H104V82H102V81H98V82H94V80H91V78H90V76L89 77H87V78H85ZM170 79H172V78H170ZM262 79H264V78H262ZM262 79H261V81H262ZM18 80V79H17ZM25 80V79H24ZM76 80V79H75ZM190 80V81H191ZM203 80H207V82H205L204 81V83L205 84H203L202 83V81ZM257 80V79H256ZM259 80V79H258ZM18 81H21V80H18ZM17 81V82H18ZM67 81V80H66ZM173 81H174V78H173ZM260 81V82H261ZM62 82V81H61ZM64 82H65V80H64ZM110 82V81H109ZM165 82H166V79H165ZM164 82V83H165ZM178 82V81H177ZM176 82V79H175V81H174V83H177ZM212 82V81H211ZM223 82V81H222ZM229 82H225V83H229ZM247 82V81H246ZM245 82V84L244 85H246L247 83ZM250 82V81H249ZM248 82V83H249ZM54 83V82H53ZM114 83V82H113ZM173 83V84H174ZM229 83V84H230ZM259 83V82H258ZM54 84H56V83H54ZM65 84V83H64ZM84 84V85H85ZM168 84V83H167ZM172 84V85H173ZM179 84V86L177 87V84H174L177 88H179L180 86L182 87V84H180V83H178ZM220 84H222V83H220ZM227 84H224V82H223V85H221V87H223L224 86V88H225V85H227ZM231 84V85H232ZM253 84V83H252ZM116 85V84H115ZM120 85H121V83L119 84V87H120ZM140 85V84H139ZM207 85V84H206ZM263 85V84H262ZM93 86V87H92ZM132 86V85H131ZM165 86V85H164ZM168 86H170L169 84H168ZM167 86V87H168ZM201 86H202V88H201ZM229 85H227V87H228ZM250 86V85H249ZM114 87V86H113ZM115 87H117V86H115ZM123 87V86H122ZM121 87V88H122ZM137 87H138V85H137ZM175 87V88H176ZM180 87V88H181ZM252 87H254V86H251V88ZM19 88V87H18ZM58 88V87H57ZM172 88V87H171ZM174 88V89H175ZM244 88V87H243ZM242 88V89H243ZM245 88H247V87H245ZM250 88V89H251ZM260 88V87H259ZM23 89V88H22ZM36 89V88H35ZM84 89V88H83ZM124 89V88H123ZM133 89V88H132ZM143 89V88H142ZM145 89V88H144ZM173 89V88H172ZM183 89V88H182ZM182 89H176L177 90V92L179 91V92H183L184 93V91L182 90ZM214 89V88H213ZM226 89V88H225ZM231 89V88H230ZM230 89H228V90H230ZM250 89L248 90V88H247V90H248V92L249 93H247V95H249V94H251L250 93ZM58 90V89H57ZM90 90V89H89ZM101 90V92L99 93V91ZM114 90H116V89H114ZM201 90V91H200ZM223 90V89H222ZM221 90V91H222ZM235 90V91H236ZM245 90V89H244ZM257 90V89H256ZM45 91V90H44ZM47 91V90H46ZM52 91H54L55 93L57 92L55 89L54 90H52ZM121 91H122V89H121ZM145 91V90H144ZM159 91V90H158ZM226 91V90H225ZM224 91V92H225ZM234 91V92H235ZM251 91H254V89H252ZM115 92H118V91H115ZM176 92V93H177ZM200 92V93H199ZM202 92V93H201ZM218 92V91H217ZM220 92V91H219ZM223 92V91H222ZM230 92V91H229ZM232 92V91H231ZM246 92V91H245ZM257 92H258V90H257ZM48 93V92H47ZM63 93V92H62ZM84 93V94H85ZM89 93V94H88ZM114 93V94H113ZM132 93V92H131ZM183 93H182V95H183ZM255 93V92H254ZM253 93V94H254ZM264 93V92H263ZM63 94H66V93H63ZM113 94V95H112ZM118 94V93H117ZM144 94V93H143ZM185 94V93H184ZM192 94V95H191ZM210 96H212L211 95V93H208ZM218 94V93H217ZM217 94H215V96H213V99H212V97H211V99H212V101H211V103L213 102V100H214V103L212 104L213 106H215L216 104L219 106V108L222 110L223 109V107L225 106V104L222 102V104L221 105H224L223 107L219 104V103H217L218 101H215V99L218 97L217 96ZM220 94V93H219ZM218 94V95H219ZM228 94V93H227ZM243 94V93H242ZM159 95V93L157 94V96ZM164 95V94H163ZM188 95V96H189ZM252 95V94H251ZM257 95V94H256ZM255 94L253 95V96H256ZM61 96V95H60ZM99 96V97H100ZM118 96L120 97L121 96V94L120 95H116V97H117V100H118ZM131 96V95H130ZM148 96V95H147ZM160 96V95H159ZM166 96V95H165ZM200 96H203L204 98H202V100H201V98H200ZM208 96V97H207ZM217 96V97H216ZM223 96V98L224 97H226V96H224V95H222ZM231 96V97H232ZM259 96V95H258ZM62 97V96H61ZM60 97V98H61ZM74 98L75 96H70V98ZM122 97V96H121ZM121 97H120V99H121ZM124 97V96H123ZM151 97V96H150ZM149 97V98H150ZM183 97H187V95H185V96H183ZM196 97H199L200 98V100L201 101H199V100H196ZM215 97V98H214ZM221 96H219V98H220ZM227 97H229V95L227 96ZM250 97V96H249ZM248 97V98H249ZM252 97V96H251ZM261 97H263V96H261ZM71 98V99H72ZM76 98V97H75ZM147 98V97H146ZM146 98H145V100H146ZM148 98V99H149ZM152 98V97H151ZM160 98V97H159ZM184 98V99H185ZM189 98V99H190ZM218 98V99H219ZM247 98V97H246ZM259 98V97H258ZM258 98H256V100H259ZM70 99V100H71ZM164 99H166V98H164ZM175 99V98H174ZM177 99V98H176ZM175 99V100H176ZM188 99V100H189ZM192 99H191V101H192ZM198 99V98H197ZM208 99H210V98H208ZM207 99V100H208ZM210 99V100H211ZM218 99H216V100H218ZM222 99V98H221ZM226 99V98H225ZM230 99V98H229ZM228 99V100H229ZM261 99V98H260ZM263 99V102H264V98H262ZM55 100V99H54ZM87 100V99H86ZM114 100H116V99H114ZM163 100V99H162ZM206 100V99H205ZM220 100V99H219ZM223 100V99H222ZM250 100V99H249ZM251 100H252V98H251ZM250 100V101H251ZM253 100H254V98H253ZM72 101H74L73 99H72ZM90 101V100H89ZM106 101V100H105ZM109 101V100H108ZM156 101V100H155ZM155 101H153V103L155 102ZM158 101V100H157ZM187 101V100H186ZM190 101V100H189ZM190 101V102H191ZM209 101V100H208ZM208 101H204L205 103H207ZM245 101H246V99H245ZM261 101V100H260ZM100 102V101H99ZM98 102V103H99ZM120 102H121V100H120ZM135 102V101H134ZM185 102V101H184ZM193 102V101H192ZM204 102H201L202 103V105H203V103ZM220 102V101H219ZM226 102H228V101H226ZM249 102V101H248ZM247 102V103H248ZM262 102V101H261ZM50 103V102H49ZM63 103V102H62ZM90 103V102H89ZM158 103V102H157ZM181 103V102H180ZM179 103V104H180ZM194 103V102H193ZM199 103H196L197 104V106H199L198 104ZM210 103V104H211ZM221 103V102H220ZM246 103V102H245ZM182 104V103H181ZM191 104V103H190ZM248 104H251V103H248ZM254 104V103H253ZM60 105V104H59ZM110 105V106H111ZM136 105V104H135ZM144 105V104H143ZM151 105V104H150ZM153 105V104H152ZM175 105V104H174ZM182 105H184V104H182ZM216 105V106H217ZM227 105V104H226ZM245 105H247V104H245ZM96 106H97V104H96ZM98 106H101V104L100 105H98ZM97 106V107H98ZM103 106V105H102ZM101 106V107H102ZM109 106V102L108 103H106L105 104V106H104V108L102 107L101 108V110H108L107 108H110L109 110H110V112L111 111H115V109H113L115 106L114 105H112V107H108ZM140 106V105H139ZM156 106V105H155ZM154 106V107H155ZM190 106V105H189ZM192 106H193V104H192ZM204 106H206V104H204L203 105V107ZM208 106H209V104H208ZM213 106H211V107H213ZM229 106V105H228ZM252 107H253V105H251ZM256 106V105H255ZM258 106V105H257ZM262 106H264V103H263V105ZM261 106V107H262ZM57 107H58V105H57ZM97 107H96V110H97ZM151 107V106H150ZM175 107V106H174ZM176 107H179V106H176ZM184 107V106H183ZM187 107V106H186ZM202 107V108H203ZM222 107V108H221ZM235 107V106H234ZM234 107H232V108H234ZM245 107H247V106H245ZM64 108V107H63ZM70 108V107H69ZM98 108H100V107H98ZM106 108V109H105ZM143 108H145V107H143ZM157 108L158 107H156V108H154V109H156L157 110ZM163 108V107H162ZM167 108V107H166ZM190 108V107H189ZM193 108H195V107H193ZM193 108H192V111H194V112H196V114L194 113V115L196 116L197 115V112L199 111L198 109H199V107H197V108H195L196 109V111L195 110H193ZM201 105H200V114L199 115H201V114H203L204 115V113L203 112H206V111H201ZM205 108V110H207L208 108H210V107H208L207 109H206V107H204ZM204 108L202 109V110H204ZM215 108V107H214ZM228 108H230V106L228 107ZM248 108V107H247ZM263 108V107H262ZM112 109V110H111ZM140 109V108H139ZM175 109V108H174ZM191 109V108H190ZM218 108H215V111L217 110ZM220 109H218V111L220 110ZM225 109V108H224ZM236 109V108H235ZM250 109H252V108H250ZM56 110H58L57 108H56ZM100 110V109H99ZM109 110H108V114L107 113H105V114H107V115H109L110 114V112H109ZM143 110V109H142ZM156 110H154V113H156V112H158V114L157 115H159V111H156ZM159 110H160V108H159ZM167 110V109H166ZM170 110V109H169ZM185 110V109H184ZM232 110V109H231ZM253 110V109H252ZM104 111V112H105ZM144 111V110H143ZM150 111V115H152L153 114V108H152V111H151V109L149 110ZM174 111V110H173ZM186 111V110H185ZM191 111V110H190ZM192 111H191V113H192ZM212 111H214V109L212 110ZM211 111V112H212ZM224 111V110H223ZM219 111L220 113H222L221 115L223 116V113L224 112H226V111ZM230 111V110H229ZM229 111H228V113H229ZM235 111V110H234ZM239 111V110H238ZM30 112V111H29ZM29 112H27L28 114V117H29V115H30V113ZM102 112V111H101ZM151 112H152V114H151ZM164 112V111H163ZM175 112H176V109H175ZM202 112V113H201ZM232 112V111H231ZM240 112V111H239ZM239 112H237V113H239ZM242 112H244V111H242ZM263 112V111H262ZM262 112H260L261 114V116H262ZM117 113H118V109H117ZM147 113V112H146ZM161 113H162V111H161ZM170 113H172L171 112V110H170ZM186 113V112H185ZM188 113V112H187ZM220 113H218L219 115H220ZM236 113V112H235ZM251 113L252 112H250V115H251ZM254 113H256V112H254ZM26 114V113H25ZM101 114V113H100ZM115 114V112H112V115H114ZM164 114V113H163ZM162 114V115H163ZM165 114H167V113H165ZM175 114V113H174ZM206 115L208 114L207 112L205 113ZM217 114V113H216ZM216 114H213L214 116H216ZM225 114V120H226V118H229V117H226V115L228 116L229 114H227V112L226 113H224ZM242 114V113H241ZM240 114V115H241ZM246 114V113H245ZM258 114H259V112H258ZM97 115H98V113H97ZM106 115V116H107ZM147 115V114H146ZM160 116L159 115V118L160 117H163V116ZM169 116H171L170 114H168ZM187 115H189V118L188 119H190V112H189V114H187ZM199 115H198V117L196 118L195 116H192V118L193 117H195V119H198V121H199V126H197L196 125V123L194 124V122L195 121H193V122H190L189 120H187L186 119V117H185V119H183L182 117H180L181 119H179V121L177 120V121H175V122H178L179 124H180V126H186L187 128V130H186V132H185V134L188 132L190 135H189V137H193V138H197L200 142H199V144H200V147H201V144H204L207 148H210V149H207V151L209 150V152H214L213 150H211V149H213V147L211 146V144L212 143H214L213 141H212V138L213 137H210V135H209V133H208V128H206V127H203V119L202 118H200L199 117ZM206 115H204V117L206 116ZM210 116H212L211 114H209ZM231 115V114H230ZM246 115H248V114H246ZM149 116V115H148ZM172 116H174V115H172ZM182 116V115H181ZM208 116V115H207ZM218 116V115H217ZM243 116H245V115H243ZM243 116H242V118L240 117V119H241V122L243 121ZM104 117H105V115H104ZM116 117V116H115ZM164 117H165V115H164ZM177 117V116H176ZM179 117V116H178ZM209 117V116H208ZM213 117V116H212ZM221 117V116H220ZM219 117V118H220ZM235 118V119H233V120H235L236 121V126H237V124H238V126L241 124L242 126H244L245 124H244V122L243 123H240V119L239 120H236V116L234 115V112H233V114L231 115V118ZM237 117H239V116H237ZM255 117V116H254ZM258 117V116H257ZM107 118H108V116H107ZM109 118H111L110 116H109ZM123 118V117H122ZM166 118V117H165ZM164 118V119H165ZM207 118V117H206ZM211 118V117H210ZM216 118V117H215ZM218 118V119H219ZM43 119H44V117H43ZM52 119V121L53 122H55V120H53V119H56V116H55V118H51ZM97 119V118H96ZM149 119V118H148ZM154 119V118H153ZM158 119V118H157ZM200 119H202V120H200ZM209 119V118H208ZM223 119V118H222ZM249 120H250V122H252L253 120H254V118L252 119V118H248ZM251 119H252V121H251ZM259 119L261 120V117H259ZM258 119V120H259ZM25 120V119H24ZM46 120H48V116L45 118V120L44 121H46ZM50 120V119H49ZM119 120V119H118ZM151 120V119H150ZM170 120H172V119H170ZM169 120V122H170V124H167L166 126L168 127V129H167V127H165L166 129H167V131H168V137L170 138V141L171 140H175L177 137V135H179V134H174L175 132V128H173V130H172V126L173 127H175L174 125H173V123H171L172 121H170ZM194 120V119H193ZM210 120V119H209ZM216 120V119H215ZM230 120V122L232 121V119H229ZM228 120V121H229ZM245 120H247V119H244V121ZM249 120H247V121H249ZM257 120V121H258ZM108 121H112L111 119L110 120H108ZM113 121H114V117H113ZM112 121V122H113ZM122 121V120H121ZM174 121V120H173ZM192 121V120H191ZM197 120H196V122H198ZM220 121V120H219ZM224 120H222L220 123L218 122V123H213L212 124V126L215 124L216 126H215V128L216 127H218L219 125H217V124H222V125H220L219 127L221 128V127H223V128H221V129H225V127L227 128V129H229L230 127H231V125H232V128H235L234 127V121H232L231 123H228L227 125L226 124H224V123H226L227 122V120H226V122L224 121ZM237 121H239V122H237ZM255 121V120H254ZM264 121V120H263ZM43 122V121H42ZM51 122V121H50ZM123 122V121H122ZM162 122H165V121H162ZM212 122H214V121H212ZM216 122V121H215ZM249 122V123H250ZM259 122V121H258ZM261 122V121H260ZM47 123V122H46ZM114 123V122H113ZM117 123H118V121H117ZM168 123V122H167ZM210 123V122H209ZM263 123V122H262ZM45 124V123H44ZM48 124V123H47ZM46 124V125H47ZM108 124H109V122H108ZM172 124V125H171ZM110 125V124H109ZM164 125V124H163ZM178 125V124H177ZM210 125H211V123H210ZM209 125V126H210ZM229 125H230V127H229ZM240 125V126H241ZM248 125H251V124H248ZM257 125V124H256ZM259 125V124H258ZM264 125V124H263ZM107 126V125H106ZM184 126V127H185ZM198 128H197V127ZM208 126V127H209ZM237 126V127H238ZM239 126V127H240ZM241 126V127H242ZM247 126V125H246ZM255 126V125H254ZM116 127V126H115ZM118 127V126H117ZM179 127V126H178ZM176 128V130L177 129H179V128ZM229 127V128H228ZM236 127V128H237ZM238 127V128H239ZM240 127V128H241ZM252 127H253V125H252ZM252 127H250V128H252ZM262 127V126H261ZM264 127V126H263ZM30 128V127H29ZM211 128V127H210ZM213 129V130H217V129ZM236 128L234 129L235 130V132L237 131L236 130ZM237 128V129H238ZM245 128V127H244ZM255 128V127H254ZM32 129L33 128H31V131H32ZM37 129V128H36ZM253 129V128H252ZM261 129V128H260ZM27 130V129H26ZM139 130V129H138ZM211 130H212V128H211ZM220 130V129H219ZM226 130V129H225ZM230 130V129H229ZM242 131L241 132H243V129H241ZM30 131V129L29 130H27V132L28 133H26V135L27 134H29V135H27V136H29L30 138H31V134H33L34 133V130L31 132H29ZM161 131V130H160ZM170 131H173L172 133L170 132ZM245 131H246V129H245ZM244 131V132H245ZM20 132V131H19ZM23 132V131H22ZM166 132V131H165ZM164 132V133H165ZM214 132H216V131H214ZM221 132V131H220ZM234 131H233V133L234 134H237V132L235 133ZM239 132H240V129H239ZM238 132V133H239ZM243 132V133H244ZM248 132H249V127H248ZM252 132H254L253 130H252ZM131 133H132V131H131ZM144 133V132H143ZM148 133V132H147ZM170 133L171 134H173V135H176V136H173L172 135V137L174 138V139H172L170 136ZM226 133V132H225ZM255 133H256V131H255ZM25 134V133H24ZM142 134V133H141ZM140 134V135H141ZM159 134V133H158ZM166 134V133H165ZM165 134H163V136L165 135ZM242 134V133H241ZM264 134V133H263ZM136 135H138V133H136ZM135 134L133 135V136H135L137 139V141H138V139H140L139 141H141V140H143L142 142H138V144L136 143L137 141L135 140V139H131V140H133V141H130L131 143L129 144V146H127V147H130L131 146V149L130 148H127L126 150H127V152L126 153H124V151H122L123 152V154L122 155H124L123 156V160H124V162L125 161H127L128 163H129V161H130V163H131V161H134V162H132L133 164H135V165H137V167L139 166V167H142V166H144V165H148L149 163H150V159H151V156H152V154H156V155H154V159H155V156L157 157V156H159L160 154H159V152L162 150V148L164 147V146H166L167 145V147L169 148V146H168V139L166 140L167 141V143H166V141L164 142L163 140V136H161V134H159V136H155V137H157V138H155L154 136V138L155 139H152L151 138V136H150V138L151 139H149V137H148V135H147V137H146V135L144 136L145 138H147V139H145L144 137L142 138V136H140L139 135V138H138V136H136ZM182 135V134H181ZM231 135H232V133H231ZM132 136V137H133ZM180 136V135H179ZM187 136V135H186ZM236 136V135H235ZM242 136V135H241ZM124 137V136H123ZM135 137H133V138H135ZM142 139H141V138ZM165 137H167V136H165ZM176 137V138H175ZM188 137V136H187ZM189 137H188V139H189ZM119 138V137H118ZM162 138V139H161ZM179 138V140L178 139H176V141H172L173 142V144L172 145H175L174 147H172L171 149H168L167 148V150H166V152L167 151H169V152H165L164 150L165 149H163L162 151H161V155H160V157L162 156V160H158L157 162H154L153 164L154 165H156V167L159 165V172H160V170H161V168L163 167V166H165L166 167V165H167V168H168V166L169 165H171V167L169 166V168H168V170L169 169H171L172 167H173V169H171V173H170V175H171V177L172 178H174L175 176H174V174H176V178L175 179H178L177 177L179 176L180 177V175H181V172H183L182 173V178L180 179L179 178V180H181V181H183L184 179V176H186L185 174H184V172H189V168H187V170L185 169V168H183L182 169V164L184 165L186 162H187V164H188V167H194V165H196L195 166V170H192L193 168H190V170H192L193 172H194V174H195V172H196V174H195V178L194 179H191V180H189L188 179V183L186 182V183H184V181H183V184L182 185H179V183H182L181 181L179 182V183H177L176 185H178L177 187H174V189H172V190H175L178 194H181V196H186V195H189V194H192L193 195V193H195V194H200V193H207V196H208V194L209 195H212V194H214V193H216V195L217 194H219V196H220V194L221 195H224L225 197L226 196H228V195H230L229 197H231V195H233V199L235 200V199H239V200H241L243 197H245V196H243L244 195V193H242L241 195H242V197L240 196V193L242 192H240V189L241 188H239V184L237 183L238 181L236 180V178H234L233 179V177H236V176H233L232 175V173L233 172H235L234 170H233V166L231 167L230 166V162H228V161H226L225 160V158L223 159V158H221L219 155L220 154H218L217 155V152H214V155H213V153L211 152V154L216 158V160H217V162H218V165L220 166H218L217 164H216V161H214L215 163L214 164H209L210 166H212V167H210L209 165H206V167H201V165H198V164H202V163H200V161H198V159H196L197 160V163L198 164H196V161L194 160V155H192L191 157H190V155L188 154L189 152H190V150H189V152L187 153V151L185 152L184 150V140H183V137L182 136H180V137H178ZM209 139V141H211L210 143H208V144H206V142H208L206 139ZM77 139V138H76ZM121 139V138H120ZM145 139V140H144ZM149 139V140H148ZM181 139V140H180ZM192 139V138H191ZM73 140V139H72ZM216 140V139H215ZM219 140V139H218ZM217 140V141H218ZM230 140V139H229ZM74 142H76V148L78 147V144L77 143H81L80 141L81 140H73ZM73 141H67L66 143L67 144H64V142H63V144L64 145H59L58 147H59V149H61V151H67V153H64V152H61V151H59L60 153H63L64 154V156L66 157V156H68V154L70 153V151H71V153H72V149H73V146H74V142ZM85 141V140H84ZM116 141V140H115ZM135 141V142H134ZM147 141V142H146ZM166 143V145L163 143ZM169 141V142H170ZM193 141V139L191 140V142ZM53 142V141H52ZM128 142V141H127ZM132 142H134V143H136V144H134V143H132ZM172 142H170V143H172ZM194 142V141H193ZM129 143V142H128ZM259 143V142H258ZM53 144V143H52ZM57 144H58V142H57ZM62 144V143H61ZM127 143H125L124 145H126ZM132 144V145H131ZM190 144V143H189ZM215 144V143H214ZM11 145V144H10ZM54 145V144H53ZM82 145V144H81ZM216 145V144H215ZM83 146V145H82ZM133 146V147H132ZM170 146H171V144H170ZM216 147H217V145H216ZM50 148V147H49ZM79 148V147H78ZM80 148H82L81 146H80ZM223 148V147H222ZM22 149V148H21ZM50 149H53V148H50ZM88 149V148H87ZM124 149H125V147H124ZM130 149V150H129ZM204 149V148H203ZM202 149V150H203ZM219 149H221V147L219 148ZM84 150V149H83ZM186 150H188V149H186ZM224 150V149H223ZM186 154H188L189 156H187V155H185V153ZM198 151V150H197ZM234 151V150H233ZM251 151V150H250ZM1 152H2V150H1ZM1 152H0V154H1ZM19 152V149H17V153ZM53 152V151H52ZM121 152V153H122ZM156 152H158V155H157V153ZM164 152L167 154H165L164 155ZM171 152V153H170ZM199 152V151H198ZM204 152H206V151H204ZM235 152V151H234ZM88 153V152H87ZM216 153V154H215ZM244 153V152H243ZM14 154H16V153H14ZM70 155V154H69ZM122 155H121V158H122ZM244 155V154H243ZM9 156V155H8ZM10 156H11V154H10ZM170 156H171V158L173 159H171L170 158ZM189 157V159L187 160V159H185L186 161L183 163L181 160H184V159H182L183 157ZM212 156V157H213ZM222 156V155H221ZM226 156V155H225ZM164 157H169L171 160H169V159H167V158H164ZM184 157V158H185ZM186 157V158H187ZM211 157V156H210ZM88 157L86 156V159H87ZM120 158V157H119ZM153 159V158H152ZM213 159V158H212ZM122 160V159H121ZM157 160V159H156ZM215 160V159H214ZM180 161H181V164H180ZM189 161V162H188ZM195 161V162H194ZM148 162V163H147ZM229 163V164H227V163ZM180 164V166L178 167V165H177V167L178 168H175L174 166H176V165H174V164ZM195 163V164H194ZM208 163V162H207ZM210 163H211V161H210ZM5 164H6V166H8L7 165V163L5 162V163H3V161L0 163V167L1 166H5ZM9 164V163H8ZM151 164V163H150ZM233 164V163H232ZM172 165H174V166H172ZM193 165V166H192ZM121 166V165H120ZM152 166V165H151ZM160 166H162L161 168H160ZM218 166V167H217ZM230 166V167H229ZM165 167H163V168H165ZM181 167V168H180ZM185 167H187L186 165H185ZM227 167H229L228 169H227ZM3 168V167H2ZM9 169H10V167H8ZM7 168V169H8ZM157 168V169H158ZM162 168V169H163ZM175 168V169H174ZM136 169V167L134 168V170ZM154 169H156V168H154ZM156 169V171H158ZM166 169V168H165ZM186 170V171H181V170ZM222 169L224 170V171H226V169H227V172H226V177H227V182H226V177L224 178L223 177V173H222ZM118 170V169H117ZM122 170H123V168H122ZM125 170V169H124ZM137 170V169H136ZM135 170V173H137L138 174V172ZM167 170V169H166ZM172 170H173V172H172ZM229 170V171H228ZM96 171H97V168H96ZM100 171H103V170H101L100 169ZM120 171V170H119ZM118 171V172H119ZM127 171H130V170H126V172H124V173H126V174H124V175H128V176H132V174H131V172L132 173H134L133 172V170L131 171V172H127ZM192 171H191V174H192ZM12 172V171H11ZM117 172V171H116ZM117 172V173H118ZM123 172H119V173H121V174H123ZM164 172V171H163ZM169 172H170V170H169ZM178 172V173H177ZM5 173V171L3 172V174ZM95 173H97L98 174V172H95ZM106 173V172H105ZM117 173H115V174H117ZM168 173V172H167ZM1 174V173H0ZM166 174V173H165ZM180 174V175H179ZM184 174V175H183ZM190 174V175H191ZM6 175V176H5ZM4 176L5 177H2V179H1V177H0V187L2 186L3 187V185L5 186H7V185H9L8 183H10V180L9 179H12V178H10V177H13V175H10L9 173H7V174H5ZM120 175V174H119ZM123 175V176H124ZM135 175V174H134ZM133 175V176H134ZM167 175V174H166ZM178 175V176H177ZM224 175V176H225ZM15 176V175H14ZM122 176V175H121ZM132 176V177H133ZM167 176H169V175H167ZM193 176V174L190 176V177H192ZM242 176V175H241ZM127 177V176H126ZM189 177V178H190ZM9 178V179H8ZM15 178V177H14ZM125 178V177H124ZM171 178V179H172ZM186 178V177H185ZM188 178V177H187ZM102 179V178H101ZM261 179V178H260ZM69 180V179H68ZM124 180H126V179H124ZM135 180V179H134ZM194 180V181H193ZM73 181V180H72ZM119 181V180H118ZM191 181V182H190ZM12 182H14V181H12ZM11 182V183H12ZM24 182V181H23ZM26 182V181H25ZM116 183V185L118 184V185H122V184H124V182L122 181V182H115ZM135 183V182H134ZM133 183V180H132V182H131V180H130V182L128 183V180H127V182H126V185H134V186H136V184H134ZM240 183V182H239ZM260 183H262L261 181L258 183V184H260ZM264 183V182H263ZM209 184H213L212 186H216V187H212V186H210L209 187ZM239 186H238V185ZM90 185H92V186H90ZM95 185V184H94ZM102 185V184H101ZM100 185V186H101ZM114 185V184H113ZM42 186V185H41ZM97 186V185H96ZM168 187H170V185H167ZM166 186V187H167ZM174 186V185H173ZM81 187V189H80V191H79V193L78 194H75V195H71L69 198H68V200H67V202H66V204H64V208H66V212H64V213H62L61 211H60V209H58V208H53L52 207V215H49L50 216V220L51 221H53V222H55V221H57V220H59V219H64V215L66 216V218L68 217V219H71V217L73 216V214L74 213H77V212H79L82 208H86V209H88L89 211H90V214H91V217H92V221L95 223V224H102L103 222H105V235H106V240H103V242L104 241H107L108 242V240L111 242L110 244L112 245V247H115V246H117V244H120V243H122V242H124L125 240H129V239H132V240H134V239H138L139 241H142V242H137V243H140V244H138L140 247V249H141V247H142V244L144 245V243H146L145 244V248H146V246L148 245L147 244V241H149V238L148 237H150V236H152L153 238H154V236H155V230L154 231H152L154 228H156V227H154V228H151V227H153V226H151L150 224H152L150 221H153V219H149L147 222H148V225H145V224H143V223H145L143 220H141L142 222L141 223H139V221H137V223H139V224H141V225H139L138 227H137V225H135V227L134 226H132V222L130 221V217H133L134 215H133V213H135L134 212V206L132 205V204H128V202L126 203V204H123L121 207H118L117 209V214L116 215H113V214H111V210L109 209V204L110 205H114L115 207H116V205L115 204H117V202H119V203H124L125 202V200H129V202H140L141 201V198H138V199H134V198H125V199H123L122 197H120L118 194H114V193H112V191H111V193L110 192H105V191H103V190H98L97 192H94V190H92L93 188V184H89V183H84L82 186H80ZM125 187H127V186H125ZM92 188V189H91ZM170 188H172V186L170 187ZM130 189V188H129ZM238 189H239V191H238ZM241 190H244L245 191V189H241ZM199 191V192H198ZM201 191V192H200ZM228 191H229V193H228ZM243 191V192H244ZM247 191V190H246ZM175 192V193H176ZM228 193V194H227ZM226 194V195H225ZM249 194V193H248ZM258 194V193H257ZM177 195V194H176ZM202 194H200V196H201ZM202 196H204V195H202ZM250 196V195H249ZM179 197H180V195H179ZM195 197H197V196H195ZM210 197V196H209ZM218 197V195L216 196V198ZM225 197H221V199H224ZM261 197V196H260ZM181 199H182V197H180ZM180 198H178V199H180ZM219 198V197H218ZM122 201H120V200ZM191 199V198H190ZM189 199V200H190ZM193 199V198H192ZM208 199H210V198H208ZM220 199V198H219ZM226 199H230L229 201H232V199L231 198H228V197H226ZM5 200H6V202H5ZM119 200V201H118ZM1 201H4L3 202V204H2V202ZM16 201V199L15 198H10V197H6V196H1L0 197V203L2 204V207H4V205H6L5 203H7V204H9V203H14ZM96 201H98V202H96ZM124 201V202H123ZM193 202H194V200H192ZM206 201V200H205ZM223 201H225V200H223ZM222 201V202H223ZM228 201V202H229ZM257 201V200H256ZM258 201H260V200H258ZM96 202V203H95ZM187 202H189V201H187ZM207 202V201H206ZM221 202V201H220ZM234 202V201H233ZM236 202V201H235ZM191 203V202H190ZM251 203V202H250ZM253 203V202H252ZM197 205L198 204H201V203H196ZM206 204V203H205ZM221 204V203H220ZM230 204V203H229ZM249 204V203H248ZM258 204H259V202H258ZM175 205V204H174ZM195 205V204H194ZM204 205V204H203ZM202 205V206H203ZM215 205H216V203H215ZM7 206V205H6ZM179 206V205H178ZM178 206H176V207H178ZM218 206V205H217ZM248 206V205H247ZM174 207V206H173ZM176 207H174V210H176V211H174L173 210V212L175 213H178V217L181 219L182 217H185L184 215H185V212H184V210H177V208ZM230 207V206H229ZM250 207V206H249ZM248 207V208H249ZM5 208V207H4ZM4 208H1V209H4ZM157 208V207H156ZM160 208V207H159ZM188 208V207H187ZM195 208V207H194ZM252 208V207H251ZM264 208V207H263ZM171 209V208H170ZM181 209V208H180ZM190 209V208H189ZM203 209V208H202ZM227 209V208H226ZM199 212L201 211V208H200V206H199ZM206 210V207L204 208V211ZM133 211V212H132ZM157 211H158V209H157ZM171 211V210H170ZM187 212V211H186ZM237 212V211H236ZM227 213V212H226ZM235 213V212H234ZM240 213V212H239ZM253 212H251V216L253 215L252 214ZM264 213V212H263ZM39 214H41V211H38V213H37V217H40L39 216ZM200 214V213H199ZM236 214V213H235ZM131 215V216H130ZM197 215V214H196ZM195 215V216H196ZM202 215V214H201ZM214 215H215V213H214ZM214 215H212V217H215L216 219H217V216H214ZM166 216V215H165ZM225 216H226V214H225ZM264 215L262 214V213H260L259 211H257V212H254V218H253V220H254V222H255V226H256V229L258 230V228H259V230H263L264 229V217H263ZM44 217H46V216H44ZM48 217V216H47ZM227 217V216H226ZM153 218V217H152ZM4 220H3V222L0 220V223L1 224H5L6 222H12L13 220H15V219H11V218H9V217H5V218H3ZM186 219H187V217H186ZM190 219V218H189ZM195 219V218H194ZM214 219V218H213ZM223 219H225V218H223ZM223 219H221V220H223ZM230 219V218H229ZM132 220H134V219H132ZM199 219H197V221H198ZM215 220V219H214ZM46 221V220H45ZM78 221L79 222H86L87 221V218L85 219V218H78ZM210 221V220H209ZM208 221V222H209ZM213 220H211V222H212ZM136 222V221H135ZM196 222V221H195ZM207 222V223H208ZM221 222V221H220ZM159 223V222H158ZM161 223H163V225H164V222L163 221H161ZM206 223V224H207ZM230 223L231 222H227L226 221V219L225 220H223L222 221V225H220V227L221 226H223V227H228V228H231L230 227ZM160 224V223H159ZM166 224V223H165ZM143 225V226H142ZM151 226L150 228H145L146 226ZM193 226V225H192ZM196 226V225H195ZM195 226H193V227H195ZM197 226H198V224H197ZM84 226H83V224L82 223H80L79 224V226H77V228H73V229H71V228H69V227H65L63 230H61V231H59V233L58 234H56V235H54V236H52V235H46L45 236V238H43L42 240H38V238H37V235L39 234V232H40V230L42 229V224H40V223H35L34 225L32 224V227H31V229H32V233H33V237L32 238H30V237H28L29 239H30V247L36 252V255H35V257L34 258H39V257H46L47 255H43L44 254V252H45V248H46V246L48 247V244H51L53 247H55V248H58V249H63V248H65L67 245H68V243H67V241L69 240H72V242H77L78 244H76V247H77V245H78V247L80 246L81 247V249L83 250V252H84V254H85V252H86V254H88L87 252H91L92 254H94L93 253V251H95V250H97V243H95L94 242V239H93V237H95L96 236V233H90V234H87L86 232H85V230H84ZM161 228V227H160ZM160 228L156 231V232H158L159 234H161L162 235V237H163V239L164 238H168V236H169V239H171L172 237H170V236H173V234L174 235H177L176 233H178V232H173L172 230L170 231L171 232V235L170 234H168V233H166L168 230L167 229H165L164 230V228H161V230H160ZM198 228V229H197ZM197 228H194L193 229V231L188 235L187 234V236H189V237H192V240L194 239L193 237H196V234L197 233H199V235L197 236V239L200 237V235H203L202 236V239H203V237H206L207 239L211 236V223H208V227H205V228H203V230H199V227H197ZM255 228V227H254ZM28 227L26 226V225H23V224H21V225H16V226H7V225H0V253H2V254H5V253H7V252H9V250H10V246H12L13 244H18L20 241H21V235L22 234H25V235H29L30 236V233H31V230L29 229V231H30V233H28L29 231H28ZM257 231V232H261V231ZM169 232V233H170ZM263 232V231H262ZM151 233V234H150ZM187 233V232H186ZM189 233V232H188ZM149 234H150V236H149ZM256 234V233H255ZM262 234V233H261ZM260 234V235H261ZM32 235V234H31ZM108 235H111L112 237L110 238ZM154 235V236H153ZM161 235H159V236H161ZM179 236H180V234H179ZM183 236V235H182ZM184 236H185V234H184ZM186 236V237H187ZM147 237V238H146ZM151 237V238H152ZM188 237V238H189ZM256 237V236H255ZM110 238V239H109ZM150 238V239H151ZM160 238V237H159ZM108 239V240H107ZM148 239V240H147ZM191 239V238H190ZM189 239V240H190ZM253 239H254V237H253ZM246 240V239H245ZM49 242L48 244L46 243V242ZM127 241H125V243L127 242ZM130 241V240H129ZM128 241V242H129ZM201 241V240H200ZM206 241V240H205ZM205 241H204V243H205ZM51 242V243H50ZM74 242V243H75ZM133 242V241H132ZM135 242V241H134ZM109 243V242H108ZM192 243V242H191ZM197 243H199V240H198V242ZM245 243V242H244ZM115 246H114V245ZM124 244V243H123ZM132 244V243H131ZM246 244V246H247V244L248 243H245ZM50 246V245H49ZM136 246H137V244H136ZM136 246H134V245H132V247H130L131 249H133V247H134V249H136V250H134V252L136 253V255H137V257H135V258H141V253L143 252V251H140L139 250V248H137ZM167 246V245H166ZM194 246V245H193ZM70 247V246H69ZM174 247V246H173ZM144 248V249H145ZM225 248H227V247H225ZM224 248V250H223V252H221V251H219L220 253H222L221 255H220V261H219V264H237V262H234L233 260H232V263L230 262V260L229 259H227V258H230V256H232V255H230V256H228L229 255V250H228V248L227 249H225ZM116 249V248H115ZM142 249H143V247H142ZM170 249H171V246H170ZM191 249V248H190ZM200 249V248H199ZM219 249V248H218ZM74 250V249H73ZM129 250V249H128ZM157 250L158 249H156V252H157ZM162 250V249H161ZM191 250H193V251H191ZM190 250V252L189 253H187V256H186V258H184V259H181V258H179V259H176V258H178V256L173 260V258L172 259H167V258H165V256L163 257V256H160V259H159V261L158 260H156V258L157 257H159V256H154V258L153 259H155V261H153V259H151L150 260V262L147 260V262H145L146 260H144V261H142L143 259H140L139 260V263L140 264H205L207 261H209V256H208V259L206 258L205 259V256L203 257V256H200V255H198V253L200 252V253H202L201 251H199V252H197V251H194L195 249H191ZM197 250V249H196ZM217 250V249H216ZM220 250V249H219ZM81 251V250H80ZM130 251V253L133 251H131V250H129ZM124 252V251H123ZM126 252V251H125ZM155 252V251H154ZM155 252V254H157ZM250 252V251H249ZM122 253V252H121ZM159 253V252H158ZM175 253V252H174ZM178 253V252H177ZM217 253V252H216ZM123 254V253H122ZM132 254V253H131ZM231 254H234V253H231ZM161 255V254H160ZM250 255V254H249ZM254 255V254H253ZM91 256L92 255H89V256H86V258L88 257V258H91ZM135 256V255H134ZM153 256H151V257H153ZM212 256V255H211ZM92 257H94V258H91L90 260L89 259H87V260H89V261H87V260H83V262H85V264H99V263H97V258L95 257V255H93ZM131 257V256H130ZM207 257V256H206ZM260 257V256H259ZM85 258V257H84ZM43 259V258H42ZM41 259V260H42ZM81 259V258H80ZM122 259V258H121ZM119 260V261H122V260ZM126 260L125 261H127L128 260V258L126 257L125 258ZM146 259V258H145ZM231 259V258H230ZM44 260V259H43ZM48 260H53V258H49ZM79 260V259H78ZM77 260V261H78ZM160 260H162L161 262H160ZM229 260V261H228ZM238 260V259H237ZM39 261V260H38ZM50 261H48V262H50ZM61 261V260H60ZM87 261V262H86ZM142 263H141V262ZM239 261V260H238ZM250 261V260H249ZM249 261H247V262H245V263H243V264H250V262ZM43 262V261H42ZM52 262V261H51ZM50 262V263H51ZM57 263L55 260H53V262H52V264L53 263ZM64 262H66V260H64ZM81 262V261H80ZM158 262V263H157ZM241 262V261H240ZM46 263V262H45ZM49 263V264H50ZM119 263V262H118ZM121 263H124L125 264V262H121ZM48 264V263H47ZM77 264V263H76ZM84 264V263H83ZM255 264H259V259L257 260V261H255Z\"/></svg>",
	"mask_w": 264,
	"mask_h": 264
}]
</instances>
